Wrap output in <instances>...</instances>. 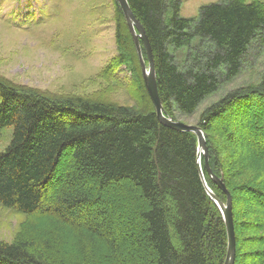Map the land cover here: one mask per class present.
<instances>
[{
  "label": "trees",
  "instance_id": "1",
  "mask_svg": "<svg viewBox=\"0 0 264 264\" xmlns=\"http://www.w3.org/2000/svg\"><path fill=\"white\" fill-rule=\"evenodd\" d=\"M150 44L164 115L179 121L264 51V5L223 0L198 18L180 0H127ZM115 3L117 55L133 106L58 96L0 77V206L22 215L0 264H224L226 227L206 192L193 133L165 127L143 82L139 57ZM141 44V43H140ZM141 51L147 64L143 44ZM258 52V53H257ZM177 53H181L177 60ZM230 90L197 121L212 173L232 198L234 264H264V72ZM201 168L216 198L225 193Z\"/></svg>",
  "mask_w": 264,
  "mask_h": 264
},
{
  "label": "rangeland",
  "instance_id": "2",
  "mask_svg": "<svg viewBox=\"0 0 264 264\" xmlns=\"http://www.w3.org/2000/svg\"><path fill=\"white\" fill-rule=\"evenodd\" d=\"M222 1L180 0V17L196 19L201 7ZM258 1L264 5V0ZM114 6V0H0V77L51 96L135 105L129 95L130 72L125 67L105 71L117 55ZM258 44L255 41L250 47L244 69L234 81L208 97L196 114L179 121L197 125L199 114L230 90L258 84L264 72V51L255 54ZM10 137L7 128L0 136V151ZM22 220V215L0 206V240L10 242Z\"/></svg>",
  "mask_w": 264,
  "mask_h": 264
},
{
  "label": "water",
  "instance_id": "3",
  "mask_svg": "<svg viewBox=\"0 0 264 264\" xmlns=\"http://www.w3.org/2000/svg\"><path fill=\"white\" fill-rule=\"evenodd\" d=\"M118 7L122 11L124 15V19L127 23L129 32L132 36L133 39V44L135 45L137 54L139 57L140 65H141V70H142V75H143V82L145 84L146 90L149 94V97L151 99V102L153 104V107L155 109V113L157 115V119L159 122L164 125L165 127L171 128L175 131L178 132H188V133H193L196 138H197V159H198V164H199V170L201 173V181L204 184V187L206 189L207 194L209 195L210 199L216 204L218 207L221 216L224 220L225 224V231L227 232V239H228V250H227V255H226V260L224 264H234L235 261V249H236V244L235 242V234H234V224H233V214H232V198L230 193H228V190L226 189L223 180L221 178L216 177L211 169L209 168L208 164V149L205 141L204 134L202 130L197 125H187L181 121H177L171 118H166L164 115L162 103L160 101L158 90H157V81L156 80V74H155V69L154 67V62H153V56L150 48V44L148 41V38L145 34V31H143V27L141 24L138 22V20L135 19V16L133 15L130 7L128 6L127 0H116ZM143 44L146 54H147V61L148 63L146 64L142 55L141 51V44ZM204 157V163L206 171L211 177V181H213L221 190V192L225 193L226 195V202L222 203L220 202L216 196L212 193L210 188L208 187L206 181H204V175L202 173V168H201V157Z\"/></svg>",
  "mask_w": 264,
  "mask_h": 264
}]
</instances>
